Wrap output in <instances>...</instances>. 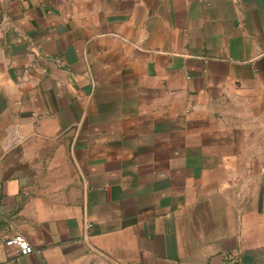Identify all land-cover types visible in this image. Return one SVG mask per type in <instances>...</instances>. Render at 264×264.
Listing matches in <instances>:
<instances>
[{"label": "crops", "instance_id": "1", "mask_svg": "<svg viewBox=\"0 0 264 264\" xmlns=\"http://www.w3.org/2000/svg\"><path fill=\"white\" fill-rule=\"evenodd\" d=\"M229 261L264 264V0H0V264Z\"/></svg>", "mask_w": 264, "mask_h": 264}, {"label": "built area", "instance_id": "2", "mask_svg": "<svg viewBox=\"0 0 264 264\" xmlns=\"http://www.w3.org/2000/svg\"><path fill=\"white\" fill-rule=\"evenodd\" d=\"M4 245L9 247H15L20 255H27L33 251L31 244L21 235L12 234L4 238ZM226 264H234L229 261Z\"/></svg>", "mask_w": 264, "mask_h": 264}]
</instances>
